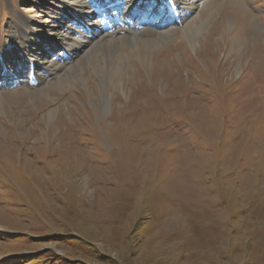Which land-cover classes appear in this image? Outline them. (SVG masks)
I'll return each instance as SVG.
<instances>
[{
	"label": "rangeland",
	"instance_id": "1",
	"mask_svg": "<svg viewBox=\"0 0 264 264\" xmlns=\"http://www.w3.org/2000/svg\"><path fill=\"white\" fill-rule=\"evenodd\" d=\"M0 264H264V0H0Z\"/></svg>",
	"mask_w": 264,
	"mask_h": 264
},
{
	"label": "bare ground",
	"instance_id": "2",
	"mask_svg": "<svg viewBox=\"0 0 264 264\" xmlns=\"http://www.w3.org/2000/svg\"><path fill=\"white\" fill-rule=\"evenodd\" d=\"M239 11H240V14H243V8H239ZM99 23V22H98ZM67 24V23H66ZM100 25V24H99ZM115 27V26H114ZM123 29L122 28H117V30L115 31V34H121L122 32H124V31H122ZM79 32V31H78ZM104 32V31H103ZM102 32V33H103ZM134 32V31H133ZM110 32H105V33H103V35H108ZM84 34H81V33H76V34H74V35H72V40H73V43L75 44V43H77V40L79 39V38H81L82 36H83ZM121 35H124V34H121ZM212 35H214V33H213V31H212V33H210V36H212ZM100 38H101V36H99ZM98 37V38H99ZM104 37V36H103ZM125 37H127V35L125 36ZM122 39H124L123 38V36H118V37H115L114 39H109V40H106L107 41V43L108 44H114V43H117L118 41H121ZM104 40H105V38H104ZM89 41V40H88ZM130 41V43L131 42H133V41H135V38H132L131 40H129ZM105 42V41H104ZM104 45V44H103ZM106 46H108V45H106ZM207 51H208V49H207ZM211 51V50H210ZM201 55V54H200ZM203 55V54H202ZM208 55H209V53H208ZM160 66V62H158L157 60H155V64H154V66H153V71H155V75L157 76V77H160V76H162L163 78L165 77V78H168L169 76H170V72H167L166 70H164L165 69V67H163V68H160L159 67ZM53 67V66H52ZM58 67V65L57 66H55V68H57ZM83 67V66H82ZM79 69H81V68H79ZM143 69V68H142ZM82 70V69H81ZM107 71H109V70H106V71H103V75L104 76H107V74L109 73V72H107ZM106 72V73H105ZM148 71L145 69H143V74H140V73H138V74H136V71H134L133 73H134V76L136 77V76H139V75H144V76H146ZM131 72L130 71H128V73L127 74H130ZM132 73V74H133ZM56 74V73H55ZM126 75V74H125ZM131 75V74H130ZM127 76V75H126ZM176 76V75H175ZM171 77V76H170ZM130 78V77H129ZM161 78V77H160ZM160 78H159V80H160ZM135 79V78H134ZM136 80V79H135ZM137 80H138V78H137ZM125 81H126V83L128 84V78H125ZM132 81V80H131ZM153 83V82H152ZM103 102V101H102ZM103 103H105V100H104V102ZM60 122V121H59ZM15 139V138H14ZM61 145V144H60ZM27 152V151H26Z\"/></svg>",
	"mask_w": 264,
	"mask_h": 264
}]
</instances>
